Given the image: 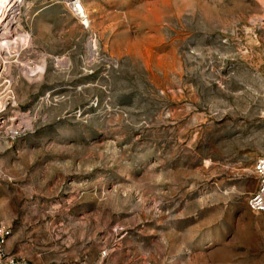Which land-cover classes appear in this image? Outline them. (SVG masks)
Listing matches in <instances>:
<instances>
[{"label":"rangeland","instance_id":"374dc122","mask_svg":"<svg viewBox=\"0 0 264 264\" xmlns=\"http://www.w3.org/2000/svg\"><path fill=\"white\" fill-rule=\"evenodd\" d=\"M81 2L88 24L68 0H22L1 39L6 250L34 264H264L249 205L264 0Z\"/></svg>","mask_w":264,"mask_h":264},{"label":"built area","instance_id":"2783aa9c","mask_svg":"<svg viewBox=\"0 0 264 264\" xmlns=\"http://www.w3.org/2000/svg\"><path fill=\"white\" fill-rule=\"evenodd\" d=\"M254 170L258 179L257 187L249 198L250 207L261 212L264 223V150L257 158ZM11 235V227L0 222V264H34L17 258L6 250V243ZM106 253V249H103Z\"/></svg>","mask_w":264,"mask_h":264},{"label":"bare ground","instance_id":"6f19581e","mask_svg":"<svg viewBox=\"0 0 264 264\" xmlns=\"http://www.w3.org/2000/svg\"><path fill=\"white\" fill-rule=\"evenodd\" d=\"M21 1L22 0H0V30L4 28V33L2 35L0 34V44L3 43L1 39H3L4 41L5 38H7L8 35H10L9 33H11V31L8 30L7 27L11 26L14 23L15 17L18 14L17 12H19L18 9ZM68 4L75 12V14L78 15L83 20L84 24H88L90 22L81 0H68ZM7 43L8 40L4 41V45ZM11 44L12 43H10V45ZM7 45H6V49L8 48ZM0 46L2 47V45ZM4 48H1L0 50Z\"/></svg>","mask_w":264,"mask_h":264}]
</instances>
